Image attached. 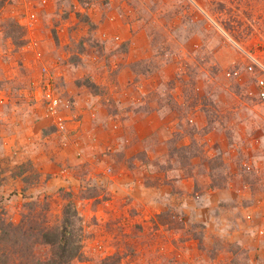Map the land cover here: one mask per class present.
Instances as JSON below:
<instances>
[{"label":"rangeland","instance_id":"rangeland-1","mask_svg":"<svg viewBox=\"0 0 264 264\" xmlns=\"http://www.w3.org/2000/svg\"><path fill=\"white\" fill-rule=\"evenodd\" d=\"M246 53L264 63V0H5L0 162L16 176L0 226L26 229L25 201L34 227L56 226L70 203L68 264H264V101Z\"/></svg>","mask_w":264,"mask_h":264},{"label":"trees","instance_id":"trees-1","mask_svg":"<svg viewBox=\"0 0 264 264\" xmlns=\"http://www.w3.org/2000/svg\"><path fill=\"white\" fill-rule=\"evenodd\" d=\"M4 1L0 0V6ZM25 194L23 197L27 198V194ZM34 202L25 201L22 204L30 212L33 210L32 219L27 222L28 227L26 229L23 230V224L20 223L8 222L0 226V264H13L14 255L19 259V264H68L72 259L78 258L81 254L82 228L76 223L78 221L77 212L73 206L68 203L64 210V216L68 215L56 226L47 225L43 227L41 223L34 227L33 219L35 222H39L35 217L39 214L34 212L32 206ZM66 227L70 228L68 235L64 233ZM34 235L36 237L32 242L31 238ZM28 239H30L29 242ZM37 245L55 246V250L53 249L50 257L43 261L35 255L34 248Z\"/></svg>","mask_w":264,"mask_h":264},{"label":"built area","instance_id":"built-area-1","mask_svg":"<svg viewBox=\"0 0 264 264\" xmlns=\"http://www.w3.org/2000/svg\"><path fill=\"white\" fill-rule=\"evenodd\" d=\"M32 18L34 15H31ZM247 64L245 69L255 74V89L256 96L260 101H264V63L259 60L256 56L246 53ZM46 70V68H43ZM238 71L227 72L228 76H236ZM42 104L46 110L47 115H51L55 124H61L63 121L62 117L58 114L59 109L62 107L61 97L54 91L53 87L47 86L42 94Z\"/></svg>","mask_w":264,"mask_h":264},{"label":"crops","instance_id":"crops-1","mask_svg":"<svg viewBox=\"0 0 264 264\" xmlns=\"http://www.w3.org/2000/svg\"><path fill=\"white\" fill-rule=\"evenodd\" d=\"M88 104H90V103H88ZM95 107V106H94ZM93 107V108H94ZM85 109H90V107H87V106H85ZM14 113L16 112V111H13ZM18 117H19V115L18 114H16V120H18ZM11 120H13V116L10 114V120H9V122L11 121ZM35 153V151L33 152L32 150L30 151V153H27V155L30 157V158H32L33 160L35 159L34 157V154ZM36 155V154H35ZM4 175H8V179L10 180L11 178H10V176L11 175H15L16 176V174L15 173H12L10 170L8 171L7 170V168H5L4 166H2L1 165V162H0V184L1 183H5L4 181H3V176ZM5 178V177H4ZM6 180V179H5ZM21 186H23V185H21ZM126 262H124V264H125Z\"/></svg>","mask_w":264,"mask_h":264}]
</instances>
